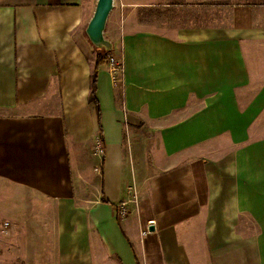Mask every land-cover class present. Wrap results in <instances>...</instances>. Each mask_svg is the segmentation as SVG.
<instances>
[{"label": "crops", "instance_id": "0c3cea01", "mask_svg": "<svg viewBox=\"0 0 264 264\" xmlns=\"http://www.w3.org/2000/svg\"><path fill=\"white\" fill-rule=\"evenodd\" d=\"M96 4L0 0V264H264V4Z\"/></svg>", "mask_w": 264, "mask_h": 264}, {"label": "built area", "instance_id": "2783aa9c", "mask_svg": "<svg viewBox=\"0 0 264 264\" xmlns=\"http://www.w3.org/2000/svg\"><path fill=\"white\" fill-rule=\"evenodd\" d=\"M108 63L112 81L114 85L121 86L124 84L125 77V63L121 56L110 52L108 55ZM92 154L94 158L98 159L100 163L95 166V171L100 173L102 169V162L106 156V145L104 138L101 134H98L92 145ZM98 161V162H99ZM128 198L119 202L116 205V214L119 217H126L131 213V205H138L139 202V193L136 185L133 183L128 189ZM11 228V222L6 219H0V233H8ZM149 232L147 227L142 233L145 235Z\"/></svg>", "mask_w": 264, "mask_h": 264}, {"label": "rangeland", "instance_id": "374dc122", "mask_svg": "<svg viewBox=\"0 0 264 264\" xmlns=\"http://www.w3.org/2000/svg\"><path fill=\"white\" fill-rule=\"evenodd\" d=\"M137 1L140 0H115V6L114 9L112 11V15H111V19L114 18V16L116 15L117 12H128L129 10H134V12H137L138 10V6H137ZM142 1H146V2H150V4L145 5L146 7H144L146 10L152 12V10H154V6L152 4H154L155 2H158L159 0H142ZM177 1H191L192 6L188 7V5L185 7L184 6V11L185 8L188 9H192V11L194 12H200V11H220V10H228L230 8H232V6L234 5L235 2L239 3V2H250V3H256V4H264V0H177ZM154 2V3H151ZM137 6V7H136ZM140 8L143 10V6L142 4H140ZM179 8V7H177ZM141 12H144L142 11ZM178 12H180V9H178ZM184 16V15H183ZM133 21L131 24L132 28H138L137 26V18L135 15H133ZM7 220V219H6ZM11 222V221H10ZM12 225V224H11ZM9 232V231H8ZM3 234V233H0ZM8 234V233H6ZM3 241V240H2Z\"/></svg>", "mask_w": 264, "mask_h": 264}, {"label": "water", "instance_id": "95a60500", "mask_svg": "<svg viewBox=\"0 0 264 264\" xmlns=\"http://www.w3.org/2000/svg\"><path fill=\"white\" fill-rule=\"evenodd\" d=\"M115 6V0H97L94 14L88 23L86 33L95 46H102L106 49H112L113 45L105 37V29L108 17ZM151 230L155 227L152 225Z\"/></svg>", "mask_w": 264, "mask_h": 264}, {"label": "trees", "instance_id": "16d2710c", "mask_svg": "<svg viewBox=\"0 0 264 264\" xmlns=\"http://www.w3.org/2000/svg\"><path fill=\"white\" fill-rule=\"evenodd\" d=\"M100 47H102V46H100ZM102 48H104V47H102ZM104 49H106V48H104ZM110 52H111L110 49H106L105 52H103L102 54L98 55V60L99 61L108 60V55H109ZM95 89H96V86H95V84H93L92 92H91V95H90V100L92 102L96 103V106L98 107V99H97V96L95 94Z\"/></svg>", "mask_w": 264, "mask_h": 264}]
</instances>
